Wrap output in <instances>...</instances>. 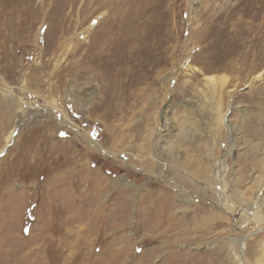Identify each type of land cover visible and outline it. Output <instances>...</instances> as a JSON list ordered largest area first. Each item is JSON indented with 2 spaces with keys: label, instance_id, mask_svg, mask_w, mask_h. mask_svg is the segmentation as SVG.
<instances>
[{
  "label": "rangeland",
  "instance_id": "rangeland-1",
  "mask_svg": "<svg viewBox=\"0 0 264 264\" xmlns=\"http://www.w3.org/2000/svg\"><path fill=\"white\" fill-rule=\"evenodd\" d=\"M0 264H264V0H0Z\"/></svg>",
  "mask_w": 264,
  "mask_h": 264
},
{
  "label": "bare ground",
  "instance_id": "bare-ground-1",
  "mask_svg": "<svg viewBox=\"0 0 264 264\" xmlns=\"http://www.w3.org/2000/svg\"><path fill=\"white\" fill-rule=\"evenodd\" d=\"M90 143L93 144V141L91 140ZM262 232V230H257L256 232H254L253 234H250L249 236H244L243 239L240 240V247H239V253H240V259H241V262L243 260V250L245 249V244H246V241L248 238H250L252 235H255V234H258ZM237 255V254H236ZM243 263V262H242Z\"/></svg>",
  "mask_w": 264,
  "mask_h": 264
}]
</instances>
